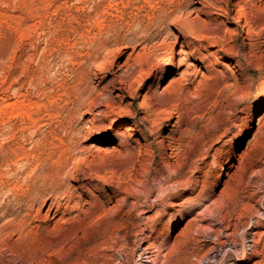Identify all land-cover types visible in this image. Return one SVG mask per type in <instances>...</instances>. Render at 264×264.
I'll list each match as a JSON object with an SVG mask.
<instances>
[{"label":"rangeland","instance_id":"1","mask_svg":"<svg viewBox=\"0 0 264 264\" xmlns=\"http://www.w3.org/2000/svg\"><path fill=\"white\" fill-rule=\"evenodd\" d=\"M138 178L155 204L115 241L82 210ZM35 194L18 237L3 225ZM145 246L151 264H264V0H0V264Z\"/></svg>","mask_w":264,"mask_h":264},{"label":"bare ground","instance_id":"2","mask_svg":"<svg viewBox=\"0 0 264 264\" xmlns=\"http://www.w3.org/2000/svg\"><path fill=\"white\" fill-rule=\"evenodd\" d=\"M110 97L107 96L106 100L109 101ZM147 106V102L145 101V98H142L139 102V108L140 110H144ZM171 143V141H170ZM170 148V156L174 157L176 156L173 152L174 149H172V145L169 146ZM143 174V173H142ZM177 175H169L168 179L175 178ZM142 180V179H141ZM141 180L138 178L133 179L131 181V189L134 191V193H130L127 191L126 187L122 185V182L120 180L116 181V184L113 186L114 188L112 190L107 189V193L103 194L102 200L98 202H90L88 201V207L83 211L84 214L87 215V217L96 216L95 219L98 221L97 225H106L111 226V231L105 230L104 226L102 227V233L105 235L107 233H111V235L115 238V241H119L121 239V233L124 231V223L125 219L129 218L131 216H134V211L137 210V208L140 206L143 209V206L146 205L148 208L152 207L153 204H147L146 201L144 203H139V195L138 194H145L147 192V189L144 185H142ZM137 183V184H136ZM166 189V188H165ZM178 190V188H177ZM163 192V191H162ZM166 192V191H164ZM137 194V195H136ZM165 195L163 197L158 198L159 202H163L166 196H168L167 193H164ZM172 194L171 196H173ZM132 196L133 201L128 202L129 197ZM170 197V196H169ZM156 198V197H155ZM29 205L27 208V211L23 214H15L13 218H11L8 222L4 223V228H12L14 227L17 230V236L22 237L23 232L26 230V227L29 226V208H31L36 202H37V194L33 195L29 198ZM158 202V203H159ZM79 203V202H77ZM112 203L113 205L108 208V204ZM151 203V202H150ZM157 203V204H158ZM54 206L53 202L49 203V209ZM60 204L55 206L54 210V216L57 215L58 212H60ZM20 208V207H19ZM146 210L143 209L142 213H144ZM65 212V209L61 211L63 214ZM83 214V216H84ZM136 218V217H135ZM257 224H254V227ZM96 226V225H95ZM223 227V226H222ZM110 229V228H109ZM97 232L98 229L94 228L93 232ZM237 231V230H236ZM248 236V235H247ZM230 240L228 238H225L224 242H227L228 244ZM233 241V240H232ZM231 241V242H232ZM215 244V242H213ZM250 243V242H249ZM230 245V244H229ZM248 246L252 247V245L248 244ZM148 247V246H147ZM257 248V247H256ZM243 249V247H242ZM213 258L216 257V249L212 250ZM159 253V252H158ZM121 253L118 251L117 255L118 258H116L115 263L116 264H124V259L121 258ZM156 256V254H155ZM250 258L248 256H244V258H237L238 261H248ZM137 264H151L153 261L152 253L149 250H146V246L142 248V250H139V252L136 254L135 257Z\"/></svg>","mask_w":264,"mask_h":264}]
</instances>
